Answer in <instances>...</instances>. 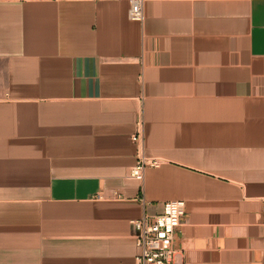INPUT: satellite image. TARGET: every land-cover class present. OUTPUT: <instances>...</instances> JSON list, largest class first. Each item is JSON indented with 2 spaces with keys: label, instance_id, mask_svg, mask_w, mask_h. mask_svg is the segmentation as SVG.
Wrapping results in <instances>:
<instances>
[{
  "label": "crops",
  "instance_id": "0c3cea01",
  "mask_svg": "<svg viewBox=\"0 0 264 264\" xmlns=\"http://www.w3.org/2000/svg\"><path fill=\"white\" fill-rule=\"evenodd\" d=\"M169 201L175 264H264V0H0V264H134Z\"/></svg>",
  "mask_w": 264,
  "mask_h": 264
},
{
  "label": "built area",
  "instance_id": "2783aa9c",
  "mask_svg": "<svg viewBox=\"0 0 264 264\" xmlns=\"http://www.w3.org/2000/svg\"><path fill=\"white\" fill-rule=\"evenodd\" d=\"M145 1L129 0L132 21L143 22ZM135 141L139 144L141 137L136 135ZM160 165L158 159L138 154L136 164L131 170V178L141 182L146 169ZM185 215L184 201H169L163 204L160 214L153 217L144 215L141 219L132 221L138 248L134 264H175V239L177 233L185 226Z\"/></svg>",
  "mask_w": 264,
  "mask_h": 264
}]
</instances>
